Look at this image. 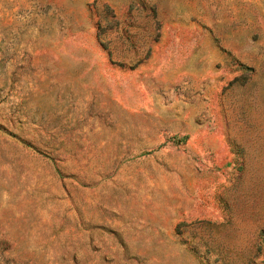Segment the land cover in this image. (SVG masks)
Listing matches in <instances>:
<instances>
[{
	"label": "rangeland",
	"instance_id": "obj_1",
	"mask_svg": "<svg viewBox=\"0 0 264 264\" xmlns=\"http://www.w3.org/2000/svg\"><path fill=\"white\" fill-rule=\"evenodd\" d=\"M261 233L264 0H0V264H264Z\"/></svg>",
	"mask_w": 264,
	"mask_h": 264
},
{
	"label": "trees",
	"instance_id": "obj_2",
	"mask_svg": "<svg viewBox=\"0 0 264 264\" xmlns=\"http://www.w3.org/2000/svg\"><path fill=\"white\" fill-rule=\"evenodd\" d=\"M186 140H187V137L184 136L182 139H180V142L181 143H185ZM262 248L264 250V233H261L260 234V249H262Z\"/></svg>",
	"mask_w": 264,
	"mask_h": 264
}]
</instances>
